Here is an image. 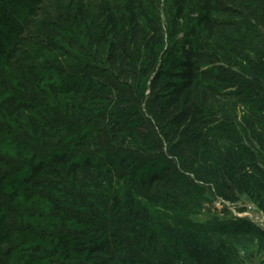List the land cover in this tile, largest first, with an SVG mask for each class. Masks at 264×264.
I'll use <instances>...</instances> for the list:
<instances>
[{
    "label": "rangeland",
    "instance_id": "1",
    "mask_svg": "<svg viewBox=\"0 0 264 264\" xmlns=\"http://www.w3.org/2000/svg\"><path fill=\"white\" fill-rule=\"evenodd\" d=\"M212 1L238 12L211 14L227 29L197 24L199 0L189 1L175 28L173 0H144L163 36L156 42L145 36L135 47L123 0H109L120 19L129 78L104 53L81 54L40 30L41 21L59 22L77 27L68 35L83 39L65 3L44 0L33 15L3 8L0 264L260 262L264 238L256 233L264 231L237 214L248 205L264 212V0ZM93 3L102 33L98 13L105 3ZM184 39L205 53L197 64L213 75L202 77L192 93L205 118L192 125L175 121L163 90L169 80L164 63ZM31 71L44 78L40 86ZM9 97L27 110L9 116L1 107ZM30 117L44 133L35 134ZM55 154L64 162L55 163ZM40 162L45 168L32 174ZM225 186L232 198L224 197L230 195ZM239 220L251 230L228 233Z\"/></svg>",
    "mask_w": 264,
    "mask_h": 264
},
{
    "label": "trees",
    "instance_id": "2",
    "mask_svg": "<svg viewBox=\"0 0 264 264\" xmlns=\"http://www.w3.org/2000/svg\"><path fill=\"white\" fill-rule=\"evenodd\" d=\"M26 6L19 1L15 0H0V25L4 24L2 16L3 8L6 6H19L25 9L29 15L32 14L33 6L35 4L41 3L44 0H24ZM60 6L67 5L69 11L72 14V24L77 25L82 29L81 34L82 40L73 39L68 32L73 33L77 27L68 30L63 25V23L57 22V24H50L45 22H40V30L47 36L58 37L65 44L74 48L77 52L81 54H87V52H92L93 50L97 52H102L105 54L106 62L117 69L125 77L129 78V62L126 56L120 51L119 42L123 38L122 28L120 26V19L118 14L115 12L113 7L108 3L109 0H104L102 13H98L99 20L102 25V33L100 35L99 31L95 27V4L94 0H77L76 5H73L74 0H59ZM93 1V2H92ZM190 0H173L174 14L172 18L173 28H175L176 23L183 18L185 13L186 5ZM249 2V0H244ZM18 3V5H16ZM65 3V4H63ZM71 3V4H70ZM201 5L202 13L197 20L199 26H203L211 32H216V29L225 28L224 22H220L216 19L211 18V14H230L235 16L238 12L235 9L229 7H221L212 0H199ZM2 4V5H1ZM123 11L127 16L128 27H129V43L132 46H138L142 42L145 36H148L151 42H156L158 38L163 36V28L159 19L152 14L145 6L144 0H123ZM58 12V11H57ZM60 13V12H59ZM59 13H56L59 16ZM60 18V16L58 17ZM63 25V26H62ZM67 32V33H66ZM205 58V53L200 51L195 47L189 39H184L182 44L176 48V55L167 59L164 66L168 70L163 71L166 78H169L168 82L164 87V91H168L167 104L175 107L177 114L175 115V121L179 124L183 122H188L189 124H199L205 121L202 114V109L192 100V93L201 84L200 80L202 77L213 76L198 66L197 62ZM31 76L40 86V83L44 78H40L36 71H31ZM160 72L152 80V88H156V82L160 79ZM214 80H221V77L214 75ZM47 86L56 92L55 85L53 83H47ZM67 92H71L72 89L67 88ZM8 105L1 103L3 110L8 111V115L12 116L22 110H27L22 103L16 102L14 97H9L7 100ZM24 108V109H23ZM13 112V113H12ZM29 124L32 127L35 134L41 131L40 124L33 118L30 117ZM44 136V135H43ZM45 137V136H44ZM55 163L64 162V157L61 154H55L52 157ZM45 168L42 162H40L36 168L32 170V174H36L42 168ZM77 165L76 163H71L69 170L73 172V175H77ZM232 171V170H231ZM233 172V171H232ZM233 179V175L230 174L229 180ZM225 189L230 195H226V198H232V191L229 186H225ZM251 223L245 220H239L238 223L231 224L228 233L238 234L246 233L251 230ZM259 237L264 238V233L257 231ZM103 244L95 245L96 252L103 249ZM90 255H88L89 257ZM93 264H110L107 259H101L99 261H94Z\"/></svg>",
    "mask_w": 264,
    "mask_h": 264
},
{
    "label": "built area",
    "instance_id": "3",
    "mask_svg": "<svg viewBox=\"0 0 264 264\" xmlns=\"http://www.w3.org/2000/svg\"><path fill=\"white\" fill-rule=\"evenodd\" d=\"M225 204L228 203L223 201ZM253 207L248 205L247 210L242 213H238L237 216L248 219L251 223L257 225L262 231H264V212L256 213Z\"/></svg>",
    "mask_w": 264,
    "mask_h": 264
},
{
    "label": "crops",
    "instance_id": "4",
    "mask_svg": "<svg viewBox=\"0 0 264 264\" xmlns=\"http://www.w3.org/2000/svg\"><path fill=\"white\" fill-rule=\"evenodd\" d=\"M247 262V261H246ZM246 264V263H245ZM247 264H264V257H262L260 259V262H254V263H250V261Z\"/></svg>",
    "mask_w": 264,
    "mask_h": 264
}]
</instances>
